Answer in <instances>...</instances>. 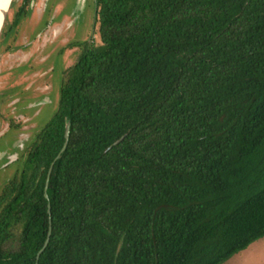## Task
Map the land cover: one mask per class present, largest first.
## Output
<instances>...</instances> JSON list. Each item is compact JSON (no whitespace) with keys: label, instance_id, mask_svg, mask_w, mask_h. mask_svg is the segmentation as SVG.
<instances>
[{"label":"trees","instance_id":"obj_1","mask_svg":"<svg viewBox=\"0 0 264 264\" xmlns=\"http://www.w3.org/2000/svg\"><path fill=\"white\" fill-rule=\"evenodd\" d=\"M94 5L0 190V264H224L264 238V0Z\"/></svg>","mask_w":264,"mask_h":264},{"label":"rangeland","instance_id":"obj_2","mask_svg":"<svg viewBox=\"0 0 264 264\" xmlns=\"http://www.w3.org/2000/svg\"><path fill=\"white\" fill-rule=\"evenodd\" d=\"M94 6V0H13L0 35V190L56 111L63 70L82 44L98 42ZM224 264H264V238Z\"/></svg>","mask_w":264,"mask_h":264},{"label":"water","instance_id":"obj_3","mask_svg":"<svg viewBox=\"0 0 264 264\" xmlns=\"http://www.w3.org/2000/svg\"><path fill=\"white\" fill-rule=\"evenodd\" d=\"M12 2H13V0H0V35H1L3 25H4V21L6 19L8 12H9V9L11 7ZM68 133H69V124H66L65 130H64V143L62 145L60 153H62L66 147L67 140H68ZM49 173H50V171L48 172V175H49ZM48 212H49V210H48ZM49 235H50V229L47 233V237H46V240L43 244L42 249L38 252V254L36 256V259H38L39 254L44 250V248L48 244Z\"/></svg>","mask_w":264,"mask_h":264},{"label":"flooded vegetation","instance_id":"obj_4","mask_svg":"<svg viewBox=\"0 0 264 264\" xmlns=\"http://www.w3.org/2000/svg\"><path fill=\"white\" fill-rule=\"evenodd\" d=\"M94 13H95V10H94ZM81 43H79V45H80Z\"/></svg>","mask_w":264,"mask_h":264}]
</instances>
